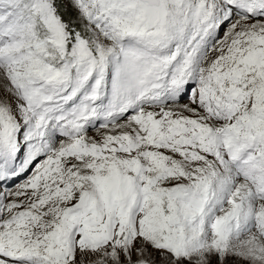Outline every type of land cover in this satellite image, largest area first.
<instances>
[{
    "label": "snow or ice",
    "instance_id": "obj_1",
    "mask_svg": "<svg viewBox=\"0 0 264 264\" xmlns=\"http://www.w3.org/2000/svg\"><path fill=\"white\" fill-rule=\"evenodd\" d=\"M0 264H264V0H0Z\"/></svg>",
    "mask_w": 264,
    "mask_h": 264
},
{
    "label": "rangeland",
    "instance_id": "obj_2",
    "mask_svg": "<svg viewBox=\"0 0 264 264\" xmlns=\"http://www.w3.org/2000/svg\"><path fill=\"white\" fill-rule=\"evenodd\" d=\"M73 15H74V13H73ZM89 134H90V135H92V133H91V132H90Z\"/></svg>",
    "mask_w": 264,
    "mask_h": 264
}]
</instances>
